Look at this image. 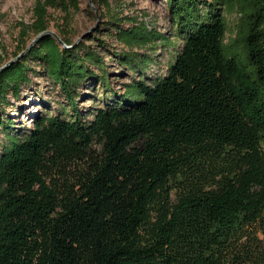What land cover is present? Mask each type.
Here are the masks:
<instances>
[{
    "label": "trees",
    "instance_id": "obj_1",
    "mask_svg": "<svg viewBox=\"0 0 264 264\" xmlns=\"http://www.w3.org/2000/svg\"><path fill=\"white\" fill-rule=\"evenodd\" d=\"M164 1L178 47L92 0L136 75L113 94L104 55L62 26L64 44L46 33L26 49L49 8L67 20L78 0H34L17 22L24 52L0 71V105L30 61L66 103L24 133L2 122L0 264H264V0ZM158 45L174 50L153 71L138 49ZM82 85L100 91L85 114Z\"/></svg>",
    "mask_w": 264,
    "mask_h": 264
},
{
    "label": "rangeland",
    "instance_id": "obj_2",
    "mask_svg": "<svg viewBox=\"0 0 264 264\" xmlns=\"http://www.w3.org/2000/svg\"><path fill=\"white\" fill-rule=\"evenodd\" d=\"M33 2L34 0H0V66L14 57L19 29L17 22H31ZM78 2L79 10L76 12L71 10L67 20L62 11L49 8L48 29L56 34L57 27L62 26L74 43H84L94 48L96 46L95 49L104 55L105 64L110 72V93L113 94L116 90L121 91L123 83L136 75H133L132 71L123 64L118 63L111 51L118 53L125 48L105 29L108 17L106 13L101 14V12L104 13L103 6H101L102 11L99 12L92 0H78ZM109 2L111 10L118 13L121 26L127 27L141 21L148 29H155L158 33L169 37L170 41H174L175 47L180 45V40L174 34V27L164 0H120L117 3L109 0ZM233 19L234 15L230 16V28H232ZM91 35L104 39L106 47L97 46ZM230 35L229 30L228 36ZM173 50L169 45L163 47L158 45L154 49L148 47L138 49L139 52L150 53L157 59L156 65H150L153 71L163 70ZM29 63L31 65L28 71L29 82L21 86L16 98L12 97V92L9 90L0 105V151L5 139L2 127L4 120L5 123L12 121L14 127L12 129H18L19 133H24L25 129L32 126L38 114L45 110L53 112L61 104L66 103L65 95L58 86L42 72L39 66H34L33 61ZM150 72L151 70L146 71L147 74ZM76 91L79 96L78 109L82 114L88 113L94 104L100 103L94 97L96 93H100L99 90L91 91L90 88L82 85Z\"/></svg>",
    "mask_w": 264,
    "mask_h": 264
},
{
    "label": "water",
    "instance_id": "obj_3",
    "mask_svg": "<svg viewBox=\"0 0 264 264\" xmlns=\"http://www.w3.org/2000/svg\"><path fill=\"white\" fill-rule=\"evenodd\" d=\"M52 34V35H54L57 39H58V41L59 42H61L62 44H64V42L59 38V36H57V34H55L53 31H51V30H49V29H46V30H44V31H42V32H40L39 34H37V35H35L32 39H31V41H30V43L28 44V46H27V48L26 49H28L40 36H42L43 34ZM24 52V51H23ZM23 52H21V53H19V54H17L16 56H14L10 61H8V62H5L4 64H2L1 66H0V71L4 68V67H6L8 64H10L13 60H15L17 57H19L20 55H22L23 54Z\"/></svg>",
    "mask_w": 264,
    "mask_h": 264
}]
</instances>
